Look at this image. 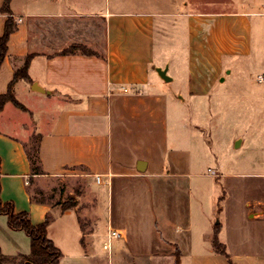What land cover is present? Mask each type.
Returning <instances> with one entry per match:
<instances>
[{"label": "crops", "instance_id": "obj_1", "mask_svg": "<svg viewBox=\"0 0 264 264\" xmlns=\"http://www.w3.org/2000/svg\"><path fill=\"white\" fill-rule=\"evenodd\" d=\"M123 2L96 13L102 51L85 55L58 53L90 44L92 26L77 6L11 0L17 28L0 66V93L25 56H34L30 81L13 85L25 110L7 102L0 111L1 200L27 211L33 224L49 218L58 264H175L176 248L178 264H229L213 248L215 224L231 264H264V105L250 103L237 92L242 85L221 76L225 57L254 54L252 19L262 23L264 0H138L120 8ZM6 18L0 12V35ZM177 22L185 23L187 61L175 89L174 75L165 82L153 65L169 69L155 62V37L171 38L159 30ZM259 30L264 56V26ZM259 95L264 101V89ZM192 106L213 112L207 129L192 120ZM219 131L226 133L218 143L225 153L214 152L211 163L203 142L215 144ZM34 137L40 174H32L26 152ZM33 185L61 201L33 196ZM62 188L74 200L66 209ZM110 230L120 241L105 257ZM29 250V237L0 215V251Z\"/></svg>", "mask_w": 264, "mask_h": 264}, {"label": "rangeland", "instance_id": "obj_2", "mask_svg": "<svg viewBox=\"0 0 264 264\" xmlns=\"http://www.w3.org/2000/svg\"><path fill=\"white\" fill-rule=\"evenodd\" d=\"M127 3H121L119 4L120 8H127L130 6L135 5L138 0H126ZM19 0H15V5H17ZM111 4L112 0H62L63 5H75L78 7V11L80 13H84L85 20L87 26H92L90 31L87 32V36L89 37V43L87 44L90 47V50H93L94 48L98 51H102V44L104 43L102 38L103 30H101L100 20L97 17H94L96 13L99 12L100 9H105L107 4ZM108 6V5H107ZM231 6L235 7L236 4H231ZM254 24V34L253 39L256 41V45L254 48V54H252L251 57L245 58V57H225L224 62L227 66V69H231L229 73H227V69L223 70L222 75L223 77L227 78V81H233L235 82L234 85H242L243 88L237 90V92L244 94L248 99L250 103H255L256 107L263 106V98L260 97L259 91L264 89V83L257 81V75L262 74L264 70V56H262V50L260 49V25L264 26V19H262V23L258 25L257 18L252 19ZM17 22V21H16ZM158 22V21H157ZM168 22L172 24L174 23V19H168ZM168 23V24H169ZM160 24V23H158ZM176 27V28H174ZM185 23H176L173 26V30H159L161 32H170L171 38H166L167 36H163L159 32H156L155 37V62L157 64H166L169 63V69L168 74L174 75V81L171 83L174 88H178L181 84V80L183 76H185V70H186V61H187V43H186V36H185ZM85 37V36H84ZM255 43V42H254ZM76 44H82V43H76ZM85 45V44H84ZM93 48V49H92ZM256 58V60H255ZM260 58V59H259ZM152 76H155V73L152 72ZM180 86V87H181ZM232 87V85H229ZM237 88V87H236ZM249 88V89H248ZM226 91V90H225ZM249 92V94H247ZM263 95V94H262ZM248 103V102H247ZM248 106V105H247ZM195 107L192 106V112L190 114L193 121L196 122V125L205 127V123L207 121L206 118L209 119L212 118V113L209 111V113L206 114L205 110H201L200 114L197 110L194 109ZM233 109L235 107L233 106ZM263 116V114H262ZM200 124V125H199ZM207 125V123H206ZM208 126H206L204 129H207ZM199 129V128H198ZM208 135V132H207ZM200 136L204 138L205 135H203V131L201 132ZM209 139L212 138V133H210V136H207ZM213 139V138H212ZM226 133L225 131H219L214 135V142L215 144L209 145L207 142H203L202 148H204V152L206 154L209 153V155H205L209 162L212 163L213 153L215 155L222 156L223 153V147L220 149V146L218 143L223 146L226 142ZM207 141V140H206ZM35 144V141L29 142L27 145L28 148L33 146ZM242 152V151H241ZM214 155V156H215ZM247 156L249 158V155H243ZM247 158V159H248ZM64 189L62 188L61 195L63 194ZM79 191V190H77ZM31 192L33 193V196H37L39 198H42L49 202H55V201H61V198L57 199L56 196H54V193H51L50 191H45L44 189H41L39 185H33L31 186ZM65 199H69L68 196H64ZM64 203V202H63ZM103 198L100 200V206L103 207ZM218 220V218H215V222ZM107 240V237L105 238V241ZM117 240V241H116ZM114 239L110 241V247L107 249H102V254L105 257H108L111 253V244L112 246L116 244V242H119L120 239Z\"/></svg>", "mask_w": 264, "mask_h": 264}, {"label": "trees", "instance_id": "obj_3", "mask_svg": "<svg viewBox=\"0 0 264 264\" xmlns=\"http://www.w3.org/2000/svg\"><path fill=\"white\" fill-rule=\"evenodd\" d=\"M11 0H3L0 5V12L7 15L5 20L3 33L0 35V66L7 52V42L9 36L17 28V22L12 16L10 8ZM79 50L82 54L92 55L94 52L87 48L84 44H71L64 48L59 54L73 53ZM34 54H27L25 56L23 64L14 70L13 78L8 84V89L5 93H0V111L3 109L7 102H11L14 106L25 110V107L15 98L13 93V85L19 80L23 79L30 81L28 76V68L30 61ZM35 144L26 149L27 157L30 161L32 174H40L42 172L40 166V160L38 155V142L36 137L33 138ZM0 175H1V161H0ZM1 190V185H0ZM74 204V200L70 197L64 203H62V209L71 207ZM0 215H5L7 219V225L10 229L23 231L30 240V250L27 254L18 253L16 255H5L0 251V263L1 264H58L62 253L60 249L53 243L47 236V225L49 218L46 217L42 222L33 224L30 220L29 213L27 211L15 212L13 204L11 202H3L0 197ZM219 224H215L214 233L212 237V245L215 252L225 255L228 263L231 264L229 254L227 253L225 246L218 240ZM180 258L179 250H175V264H178Z\"/></svg>", "mask_w": 264, "mask_h": 264}, {"label": "built area", "instance_id": "obj_4", "mask_svg": "<svg viewBox=\"0 0 264 264\" xmlns=\"http://www.w3.org/2000/svg\"><path fill=\"white\" fill-rule=\"evenodd\" d=\"M257 81L264 83V74H258L257 75ZM97 181H100V176H96ZM120 236V233L117 232L116 230H110L107 234V240L104 242L103 247L104 248H109L110 247V241L114 238H118Z\"/></svg>", "mask_w": 264, "mask_h": 264}, {"label": "water", "instance_id": "obj_5", "mask_svg": "<svg viewBox=\"0 0 264 264\" xmlns=\"http://www.w3.org/2000/svg\"><path fill=\"white\" fill-rule=\"evenodd\" d=\"M153 69L155 70V72L158 74V76L164 80L165 82L171 81L172 78L171 76H169V74L167 73L168 70V65L166 64L164 67H160V66H154L153 65ZM143 163L140 161V164ZM140 170H143V168L138 167Z\"/></svg>", "mask_w": 264, "mask_h": 264}]
</instances>
